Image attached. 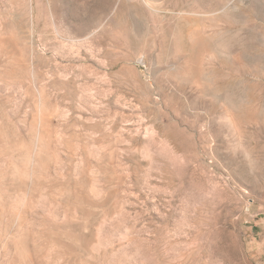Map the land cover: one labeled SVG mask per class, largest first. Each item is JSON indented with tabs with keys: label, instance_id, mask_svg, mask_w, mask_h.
<instances>
[{
	"label": "rangeland",
	"instance_id": "rangeland-1",
	"mask_svg": "<svg viewBox=\"0 0 264 264\" xmlns=\"http://www.w3.org/2000/svg\"><path fill=\"white\" fill-rule=\"evenodd\" d=\"M264 0H0V264H263Z\"/></svg>",
	"mask_w": 264,
	"mask_h": 264
},
{
	"label": "crops",
	"instance_id": "crops-1",
	"mask_svg": "<svg viewBox=\"0 0 264 264\" xmlns=\"http://www.w3.org/2000/svg\"><path fill=\"white\" fill-rule=\"evenodd\" d=\"M250 225L251 235L253 237H258V241L255 242L263 254L261 260L264 264V215H262V213L255 212L252 215Z\"/></svg>",
	"mask_w": 264,
	"mask_h": 264
}]
</instances>
